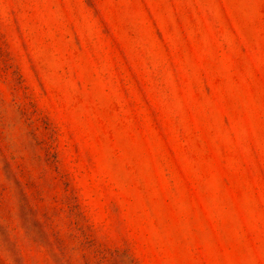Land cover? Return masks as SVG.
Returning a JSON list of instances; mask_svg holds the SVG:
<instances>
[{"label": "rangeland", "instance_id": "rangeland-1", "mask_svg": "<svg viewBox=\"0 0 264 264\" xmlns=\"http://www.w3.org/2000/svg\"><path fill=\"white\" fill-rule=\"evenodd\" d=\"M0 264H264V0H0Z\"/></svg>", "mask_w": 264, "mask_h": 264}]
</instances>
